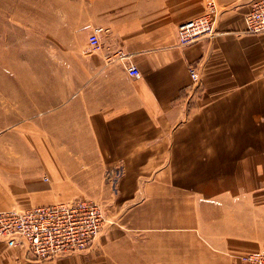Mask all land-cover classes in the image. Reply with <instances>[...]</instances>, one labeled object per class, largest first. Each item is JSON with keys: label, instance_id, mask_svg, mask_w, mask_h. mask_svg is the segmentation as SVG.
<instances>
[{"label": "crops", "instance_id": "obj_1", "mask_svg": "<svg viewBox=\"0 0 264 264\" xmlns=\"http://www.w3.org/2000/svg\"><path fill=\"white\" fill-rule=\"evenodd\" d=\"M255 1L90 0L52 53L63 67H43L41 92L10 108L8 134L26 144H0V209L86 198L105 221L87 249L46 260L0 237L2 263L242 264L264 251V32L244 30ZM210 3L214 32L179 44L177 25Z\"/></svg>", "mask_w": 264, "mask_h": 264}, {"label": "rangeland", "instance_id": "obj_2", "mask_svg": "<svg viewBox=\"0 0 264 264\" xmlns=\"http://www.w3.org/2000/svg\"><path fill=\"white\" fill-rule=\"evenodd\" d=\"M89 2L90 0H0V144L2 146L7 148L13 143H18L20 147L26 144L24 137L8 134L15 128V125L11 124L16 121L15 118H10V108L15 109V106H21L20 103L23 107L27 96H35L37 92H41L42 89H34L36 93L33 94L32 81L41 79L43 67H46V70L51 67L55 69L63 67L64 63L60 65L59 57H52V53H55L57 48L63 47L65 41L72 42L77 38L83 15L87 18L90 15ZM1 154L6 157L9 153L3 151ZM94 201L101 206L103 223L104 207L100 201ZM4 247H8L5 242ZM6 254L2 247L0 264H4L2 260L6 259ZM240 256L238 258L241 262Z\"/></svg>", "mask_w": 264, "mask_h": 264}, {"label": "built area", "instance_id": "obj_3", "mask_svg": "<svg viewBox=\"0 0 264 264\" xmlns=\"http://www.w3.org/2000/svg\"><path fill=\"white\" fill-rule=\"evenodd\" d=\"M216 6L210 3L203 13L180 22L176 27L179 44L192 43L205 34L213 33ZM245 32H264V0H257L244 15ZM96 26L88 34L92 48L100 46ZM129 75L138 78L136 65L126 66ZM189 75L196 82L195 67L189 65ZM103 215L94 200L77 198L48 205L0 209V237L9 246H23L36 258L46 260L66 251L86 249L99 233ZM242 264H264V251L240 256Z\"/></svg>", "mask_w": 264, "mask_h": 264}]
</instances>
